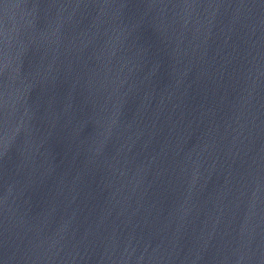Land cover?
I'll return each mask as SVG.
<instances>
[{
    "label": "water",
    "instance_id": "1",
    "mask_svg": "<svg viewBox=\"0 0 264 264\" xmlns=\"http://www.w3.org/2000/svg\"><path fill=\"white\" fill-rule=\"evenodd\" d=\"M0 264H264V0H0Z\"/></svg>",
    "mask_w": 264,
    "mask_h": 264
}]
</instances>
